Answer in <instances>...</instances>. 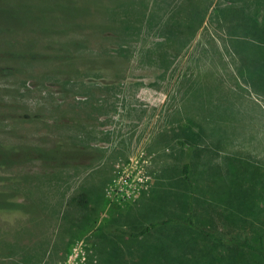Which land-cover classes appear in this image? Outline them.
Listing matches in <instances>:
<instances>
[{
	"label": "rangeland",
	"instance_id": "1",
	"mask_svg": "<svg viewBox=\"0 0 264 264\" xmlns=\"http://www.w3.org/2000/svg\"><path fill=\"white\" fill-rule=\"evenodd\" d=\"M190 211L264 231V0H0V264H226L115 233Z\"/></svg>",
	"mask_w": 264,
	"mask_h": 264
},
{
	"label": "trees",
	"instance_id": "2",
	"mask_svg": "<svg viewBox=\"0 0 264 264\" xmlns=\"http://www.w3.org/2000/svg\"><path fill=\"white\" fill-rule=\"evenodd\" d=\"M190 155L191 151L189 150L186 159L181 165L180 173L192 199L194 186L190 177V164L188 161ZM157 225L181 226L185 229L192 230L195 235L204 243L222 247L223 251L227 252L226 264H240L235 262V253H238L241 256H248V258H252L254 260V264H264V231L257 235L248 234L247 232L237 234L231 231L220 233L217 230H212L208 227L198 224L196 217L194 214H192V212L186 214V216L183 218H168L158 223H151L147 226L137 229L136 231H126L119 229L116 230L115 233L131 240H137L152 233L154 229H156ZM244 264H247L246 261Z\"/></svg>",
	"mask_w": 264,
	"mask_h": 264
}]
</instances>
